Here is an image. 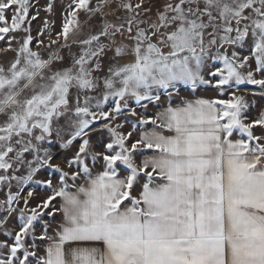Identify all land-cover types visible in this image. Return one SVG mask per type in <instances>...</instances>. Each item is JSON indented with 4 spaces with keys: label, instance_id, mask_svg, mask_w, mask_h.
<instances>
[{
    "label": "snow or ice",
    "instance_id": "obj_1",
    "mask_svg": "<svg viewBox=\"0 0 264 264\" xmlns=\"http://www.w3.org/2000/svg\"><path fill=\"white\" fill-rule=\"evenodd\" d=\"M0 264H264V0H0Z\"/></svg>",
    "mask_w": 264,
    "mask_h": 264
},
{
    "label": "rangeland",
    "instance_id": "obj_2",
    "mask_svg": "<svg viewBox=\"0 0 264 264\" xmlns=\"http://www.w3.org/2000/svg\"><path fill=\"white\" fill-rule=\"evenodd\" d=\"M58 18V17H57ZM213 92H210V91H201L200 92V95H208V96H211V95H213L212 94Z\"/></svg>",
    "mask_w": 264,
    "mask_h": 264
},
{
    "label": "crops",
    "instance_id": "obj_3",
    "mask_svg": "<svg viewBox=\"0 0 264 264\" xmlns=\"http://www.w3.org/2000/svg\"><path fill=\"white\" fill-rule=\"evenodd\" d=\"M213 95H215L214 93H212Z\"/></svg>",
    "mask_w": 264,
    "mask_h": 264
}]
</instances>
